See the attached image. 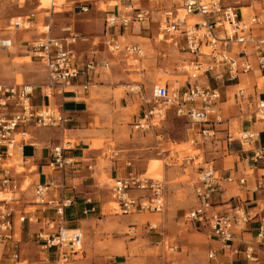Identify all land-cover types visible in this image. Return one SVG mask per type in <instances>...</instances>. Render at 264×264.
<instances>
[{
	"label": "built area",
	"instance_id": "1",
	"mask_svg": "<svg viewBox=\"0 0 264 264\" xmlns=\"http://www.w3.org/2000/svg\"><path fill=\"white\" fill-rule=\"evenodd\" d=\"M116 2L114 6L110 2ZM245 0H108L102 35L91 41V53L78 50L80 42H90L79 35L74 26H67L65 37H53L51 25H45L42 37L27 41L26 52L47 75V93L43 99L51 100L52 90L64 94L72 88L76 99H85L94 78L101 70L112 67L109 59H99V46H103L114 58H125L131 66H140L145 51L138 43L127 40L130 35H141L150 29V25L159 24L162 41L172 44L183 52V72L187 84L182 89H171L168 85L154 86L152 98L142 100L141 117L133 124L136 131L147 132L157 129L167 119L168 112L174 110L185 117L197 131L203 142L214 139L217 125L223 123L219 104L221 91L217 87L225 81L232 84L241 75L259 71L264 73V0L260 6H254L252 0L247 14L242 11ZM97 0H78V8L88 12L89 6ZM155 7H154V5ZM157 13V14H156ZM158 18H154V15ZM35 19V13L14 17L9 22V30H28ZM137 33V34H136ZM139 33V34H138ZM166 37V39H165ZM11 41H2V48H9ZM264 78V76H262ZM201 78L215 84H203ZM38 85L19 83H0V244L5 247L9 242L14 246L9 250L13 264H27L21 260L18 247V225L33 222V219L17 208L22 201L19 193H26L25 184L31 187L27 179L22 183L14 161L17 151L27 146L36 147L32 133L41 129H60L68 131L72 118L64 110L63 103L34 104ZM243 90H240L242 95ZM256 118L264 121V99L256 105ZM259 133L243 132L239 139L242 147L254 145ZM196 139L191 141L195 145ZM70 142L52 146L47 157V167L51 171H65L76 161L66 155ZM254 151L253 162L264 161V148ZM22 154L20 153V156ZM24 163V158L19 157ZM26 162V161H25ZM20 166V165H19ZM132 163H128L131 167ZM22 167H24L22 165ZM245 177L223 178L213 167L203 168L197 174L192 185L195 206L185 218L202 228H206L218 244L217 249L209 250L208 264H237L242 259L247 264H264V215L263 210L248 212L242 206L235 207L229 213L214 210L213 199L218 192L224 191L223 182L245 185ZM33 187L34 205L53 211L46 225L49 232L42 230L37 236L43 250H55L56 259L49 264H70L71 254L84 251V233L81 229H65V210L72 201L63 195H52L58 189L54 178L49 182L37 183ZM110 196L116 207L113 214L118 216L142 215L146 213L163 214L166 209L167 186L165 181L147 178L130 170L126 175L112 179ZM256 190L264 195V179L256 185ZM10 195V197H7ZM255 224L253 241H245L242 234L250 224ZM151 228H153L151 226ZM57 229L54 233V231ZM241 240V241H239ZM242 249L234 246L236 242ZM221 251H228L226 261H220Z\"/></svg>",
	"mask_w": 264,
	"mask_h": 264
},
{
	"label": "rangeland",
	"instance_id": "2",
	"mask_svg": "<svg viewBox=\"0 0 264 264\" xmlns=\"http://www.w3.org/2000/svg\"><path fill=\"white\" fill-rule=\"evenodd\" d=\"M60 1L63 4L55 0L56 5H60L58 8L51 6L52 0H0V83L47 84V75L26 52L27 41L42 37L41 32L47 31L45 25L51 24L50 34L53 37H65L67 34L63 29L74 26L79 35L90 41L79 43L83 53H88L92 48L91 41L102 35L103 10L109 9L103 3L108 0H97V4L93 2L88 12L78 8V4L74 3L78 0ZM53 10L55 14H52ZM31 13H35V19L30 29H8L12 18ZM156 14L154 18H158ZM154 21L148 31L127 38L138 43L145 51L140 66H131L125 58L112 57L103 46L96 48L99 50L98 57L109 59L112 67L107 71L101 70L100 79L90 89L94 95V92H98V97L104 100L94 106L93 123L87 128L94 133L96 130H109L108 138L105 133H96L100 137L92 139V149L96 147L104 152V158L100 160L101 168L113 167L116 162L113 161L126 154V167L132 163L128 170L147 178L160 176L154 179L165 181L166 209L163 214L114 215L112 209L116 205L109 190L112 179L103 174L100 181L108 197L107 206L101 221L80 227L84 233V251L79 254L75 264H205L210 240L205 232L197 231L184 219L193 206L192 185L203 168H233L234 164H240L250 156L249 150L253 147L248 144L242 147L239 139L247 121L254 122L257 119L252 114L256 99L254 86L264 85V80L260 79L257 72L245 74L250 81H243L238 87H233L227 81L217 86L221 91L220 107L224 121L217 126L214 139L203 142L197 131L191 130L190 122L178 116L174 110L168 112L166 121L157 129L147 132L134 129L132 115L139 117L143 109V97L151 99L154 86L168 85L171 89H182L187 84L183 72L186 56L172 44L159 41V24L156 19ZM7 40L11 41V46L2 48V41ZM210 83L215 86L213 81ZM240 90H244L246 97L238 96ZM120 100L124 101V107L119 105ZM57 130L63 134L60 129ZM69 135L67 131L65 141L74 144L75 139ZM230 137L232 141H229ZM193 139L197 140L195 145L191 144ZM127 142L142 145L138 155L130 156L134 153L122 151L123 147L119 146ZM106 144L108 147L105 149ZM27 154L30 152L27 151ZM14 163L18 166V172L24 171L21 158ZM27 181L32 183L30 179ZM23 189H27L26 205L32 206L27 208L28 213H40L42 218L53 216L52 210L47 209L44 213L43 207L32 204L34 197L28 184ZM33 221L36 226L34 231L39 230L36 220ZM65 229H69L68 224ZM41 244L23 247V258L27 264H49L41 254L45 252L39 247Z\"/></svg>",
	"mask_w": 264,
	"mask_h": 264
},
{
	"label": "crops",
	"instance_id": "3",
	"mask_svg": "<svg viewBox=\"0 0 264 264\" xmlns=\"http://www.w3.org/2000/svg\"><path fill=\"white\" fill-rule=\"evenodd\" d=\"M53 4L52 7L56 5L55 0H52ZM255 7L260 6L259 0H252ZM61 4L60 0H58ZM252 4L250 1L245 0L242 5L245 9L244 14H247L251 11V8H248V6ZM49 13V12H48ZM50 14V13H49ZM52 14H55V10H53ZM51 15V14H50ZM51 25V24H49ZM66 28V27H65ZM132 42V41H129ZM135 43V42H132ZM92 49V48H91ZM78 50H80V47L78 46ZM82 52V51H81ZM88 53H91L90 51ZM98 56V55H97ZM99 58V57H98ZM99 59H106L104 57ZM258 73L257 75L260 77V79L264 80L262 76H264V73H261L259 71H255V73ZM45 73V72H44ZM46 74V73H45ZM101 75V74H100ZM242 76V77H241ZM239 80L236 81V83H233V87H238L241 85L243 81L248 82L250 81V78L247 77V75H241ZM100 77V76H99ZM96 77L94 78L93 85H96L97 80L100 78ZM201 82L203 84L211 85L209 81H207L205 78H201ZM263 83V82H262ZM186 84V83H185ZM264 84V83H263ZM186 85H184L185 87ZM103 87V86H99ZM182 87V88H184ZM255 88V110L252 114H255L256 112V105L258 100L264 99V85L259 86L258 84L254 86ZM91 89V88H90ZM72 88H69L65 91L64 94H60L59 90L54 89L52 90L53 96L51 97V100L43 99L42 95L46 93V88L42 85L39 89L35 91V98H34V104L37 106H41L48 103H57L62 104L64 106V110L69 114V116L72 118V122L68 125V131L70 132V137L75 139V143L68 144L69 151L66 152V155L72 157L76 164L67 167L65 171H51L47 167V157L49 153V149L52 146H59L62 145L65 142V136L66 133H60L57 129H41L37 130L34 133H32L33 141L36 144V147L27 146L23 148L22 151L18 150L16 158L23 157L24 163L22 165L24 166L23 173L18 175L19 181L22 183L26 179H30L32 181L30 190L33 192V185L37 183H44L49 182L50 178H54L56 181V185L58 189H54L52 192V195L60 194L65 197V199H69L72 201V204L70 207L66 208L65 210V218H66V224H68L69 229H80L83 224L90 223L96 221H101V217L104 215L105 207L107 206L108 197L106 196L104 184L101 183L100 179L105 174L107 177H111V179L120 177L123 175H126L128 170V167H126L125 163V156H119L121 159L114 160L113 167H105L101 168V162L100 160L104 157V152L102 149H92V139L94 137L99 138L100 136L96 133H105V135L108 138V131L109 130H96L97 132L94 133L92 129H88V125H91L93 123L94 114L92 113L93 108L96 104H100V101H103L104 99H100L98 97L99 93L89 92L87 93L85 99H76L73 94H71ZM95 96V97H94ZM246 97L245 92L243 90L242 95ZM240 98V97H239ZM126 101V100H125ZM103 103V102H102ZM106 103V102H105ZM124 101L120 100L119 105L121 107L123 106ZM114 107H116L114 105ZM220 107V104H219ZM221 112L222 108L220 107ZM223 115V112H222ZM141 117V113L138 116L132 115L133 122H137V120ZM224 119V117H223ZM92 120V121H91ZM79 126H76V124ZM247 125L243 127L242 132H252V133H259L258 141L255 142L254 145H252V149L249 150L250 156L247 157V159H244L242 163L233 165V168L230 169H222L218 170L223 178H226L228 176H233L236 179H241L245 177L247 179L245 185H239L238 183H228L223 182L222 188L224 191L218 192L214 199V210L219 213H229L231 212L235 207L242 206L245 210L248 212H257L263 210L264 215V195L261 193V191L256 190V185L260 180L264 179V161H260L258 163L253 162V156L254 151L256 149H263L264 148V121H261L259 119H256V121L249 120L247 121ZM74 126H70V125ZM70 126V127H69ZM218 126V125H217ZM87 128V130H86ZM217 128V127H216ZM217 130V129H216ZM129 139L133 141L130 137ZM232 137H230L229 141H232ZM69 142V141H68ZM108 147V144L104 146L106 149ZM121 149L122 151L127 152H133L134 154H130L135 156L138 155L137 152L142 149V145L139 144L136 146V144L132 143L129 144L124 143ZM27 151L30 152V154H27ZM20 153L22 154L20 156ZM140 154V153H139ZM129 155V154H128ZM142 155V154H140ZM120 160V161H119ZM16 170L18 166H15ZM217 170V169H216ZM127 171V172H126ZM30 191V192H31ZM27 193H19L18 196L21 197L22 201L20 202V205L17 206V208L23 212L28 213L27 208L32 206H27L26 204V195ZM194 197V195H193ZM34 202V201H33ZM34 205V203H32ZM195 206V199L193 200V206L188 210V212ZM37 207V206H34ZM38 211V210H36ZM187 212V213H188ZM186 213V214H187ZM185 214V216H186ZM31 219H35L36 225L40 227L39 230L34 231V227H36L33 222H27L25 225H18L16 227L18 232V247H19V253L21 260L26 261L23 257V247L26 245H33L36 246L35 243H40L41 241L37 238L38 234L42 232V229L44 231L49 232L48 226L46 225L47 218H42V215L40 213H29L27 215ZM184 216V219L186 220ZM189 225H191L194 229L197 231H203L206 233L208 239L210 240V248L211 249H217L219 247V244L210 237V234L206 228H202L199 225H196L193 222H189L186 220ZM43 226V227H41ZM255 224H250L248 230L242 234V237L245 241H253L255 237ZM36 239H38L37 242H34ZM241 241V240H239ZM238 242L234 244V246H238L241 249L243 248L242 245ZM14 246L12 242L8 243V246L5 247L4 245L0 244V264H13L12 260L9 258V250ZM39 247L42 248V245ZM43 249V248H42ZM207 252V254H208ZM41 254L46 259L45 261L47 263L53 262L56 259V253L54 249L41 252ZM79 254H71L70 255V264H75V262L78 260ZM228 251H221V255L219 257L220 261H226L228 258ZM205 264H208V259L206 257ZM237 264H247L242 259H239Z\"/></svg>",
	"mask_w": 264,
	"mask_h": 264
},
{
	"label": "bare ground",
	"instance_id": "4",
	"mask_svg": "<svg viewBox=\"0 0 264 264\" xmlns=\"http://www.w3.org/2000/svg\"><path fill=\"white\" fill-rule=\"evenodd\" d=\"M116 4H117V3L114 2V1H113V2H110V5H111V6H114V5H116ZM55 6H58V8H59L60 5H55ZM57 10H59V9H57ZM162 39H163V36H160V37H159V41L162 42ZM244 76H245V75H244ZM241 77H242V76H241ZM158 177H160V176L151 177V178H158ZM153 227H157V225H154Z\"/></svg>",
	"mask_w": 264,
	"mask_h": 264
}]
</instances>
